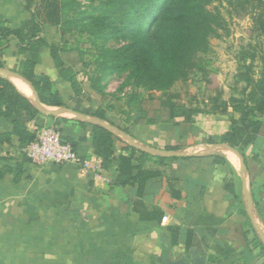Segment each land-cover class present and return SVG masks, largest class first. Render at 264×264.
Returning <instances> with one entry per match:
<instances>
[{
    "label": "crops",
    "instance_id": "crops-1",
    "mask_svg": "<svg viewBox=\"0 0 264 264\" xmlns=\"http://www.w3.org/2000/svg\"><path fill=\"white\" fill-rule=\"evenodd\" d=\"M25 5L0 0L3 25L29 23L34 9ZM41 34L45 46L36 53L21 51L14 39L3 45L0 77L38 114L23 125L0 112V264H193L198 256L206 264H264V106L251 101L255 86L243 102L253 110L251 141L234 148L224 142L241 119L231 107L229 115L197 116L192 126L183 119L139 123L135 113L123 116L115 102H102L83 64L71 63L77 52L64 54L66 65L57 68L51 48L63 46L60 26L43 24ZM29 61L53 82L61 106L37 102L21 75ZM58 110L65 111L44 113ZM49 126L60 129L80 163L27 159L28 136ZM97 127L110 138H98ZM128 157L133 172L121 175ZM91 160L100 168L83 174L82 163Z\"/></svg>",
    "mask_w": 264,
    "mask_h": 264
},
{
    "label": "trees",
    "instance_id": "trees-1",
    "mask_svg": "<svg viewBox=\"0 0 264 264\" xmlns=\"http://www.w3.org/2000/svg\"><path fill=\"white\" fill-rule=\"evenodd\" d=\"M228 1L230 7L239 8L237 15L250 16L252 21L250 41L255 40L243 47L238 56L241 66L238 68L240 72L236 78L239 79V83H245V87L237 93L239 98L232 96L229 100H223L222 91L216 88L214 89L216 94L210 98L209 102H203L202 106H194L192 102L189 104L180 102L175 95L169 93L195 68L204 72L205 60L201 55L209 52L213 38H222L219 34L220 30L229 34V25L226 20L219 12L213 13L209 10L208 7L212 0H107L95 7L91 15L85 12L86 7L77 0H25V10L31 12L34 9L33 18L29 23L11 30L5 27L0 19V69L5 68L2 58L3 45L11 39L18 42L21 51L36 53L45 46L41 36L43 24L60 26L63 31V46L51 48V55L57 68L64 69L66 65L64 54L70 55L77 52L78 60H72L71 63L74 65L82 63L84 69H88L90 64L85 60L84 51L69 47L70 37L87 34L96 48L102 51L103 77L93 78L95 74L93 72L90 78L86 72L87 79L91 81V87L99 96L104 97L103 81L111 75L130 68L128 81L134 79L138 87L142 86L150 91L155 90L166 97L165 114L150 115L141 106L132 108L131 112L137 115L139 123L170 124L177 119H183L184 124L192 126L197 116L229 115L231 107L233 114H240L241 119L233 121L232 133L224 136V142L236 148L240 142L245 144L252 138L248 136V132L253 125L248 118L253 114V110L243 105L249 87L255 86L257 91V95H254L251 101L264 106V52L262 49L264 45V0ZM230 13L232 14V11ZM134 30L147 37L150 44L156 48V52L164 53L165 46L168 43L172 44L173 50L165 66L141 63L128 57L131 46L121 49L104 46L100 49L97 45L106 43L112 35L126 37ZM256 62L259 63L258 66ZM35 67L34 62L23 63L21 75L36 90L42 104L61 106L62 98L59 91L47 77L36 75ZM257 67L259 68L258 74L255 72ZM255 75L258 76L257 80L253 77ZM66 79L78 94L75 79L73 77H66ZM208 89L213 90L212 86ZM130 103L128 102L127 105ZM0 112L5 115L16 114L18 121L23 125L34 120L38 114L17 89L1 77ZM58 130L61 133L60 129ZM96 132L98 138L108 139L111 136L101 127H97ZM34 140L35 134L28 136L27 146ZM64 141L67 143L65 139ZM131 162L132 157L121 160L119 166L121 175L133 172Z\"/></svg>",
    "mask_w": 264,
    "mask_h": 264
},
{
    "label": "rangeland",
    "instance_id": "rangeland-1",
    "mask_svg": "<svg viewBox=\"0 0 264 264\" xmlns=\"http://www.w3.org/2000/svg\"><path fill=\"white\" fill-rule=\"evenodd\" d=\"M77 1L83 4L86 7L85 12L91 15L95 7L107 0ZM228 2V0H212L211 5L208 7L213 13L219 12L221 17L226 20L229 25V34L220 30L219 34L222 35V38H213L210 42L209 52L201 55L202 59L205 60V71L201 72L195 68L184 81L177 83L169 92L184 104L192 102L194 106H202L203 102H209L210 98L215 96L214 89L216 88L222 91L223 100H229L233 95H237L239 98L237 93L242 90L245 83H239V79L235 75L240 72L238 68L241 66L238 62V56H240L243 47H246L251 41L255 42V40L250 41V30L252 28L250 16L237 15L236 12L239 8L230 7ZM230 11H232V14ZM136 31L134 30L126 37L112 35L106 43L97 45L100 49L104 46L111 49L131 46L130 53L127 54L128 57L141 63H151L159 67L165 66L173 50L172 44L168 43L165 46L164 53L156 52V48L150 44L148 38ZM74 36L70 37L71 43H69V46L84 51L85 60L90 64L88 69H85V72L88 73L87 76L102 78L104 73L101 67L102 51L96 48L89 35ZM262 49L264 52V45ZM73 58L78 60L76 54H73ZM256 64L258 66L259 63L256 62ZM256 70H259V68L257 67ZM93 72L95 74L92 76ZM129 73L130 68H127L123 72L111 75L103 81L104 97H102V102H115L119 105L117 109L122 112L123 116H128L129 111L138 106H141L150 115L165 114L164 102L166 97L155 90L150 91L148 88L138 87L134 79L128 81ZM89 83L91 84V81ZM209 86H212L213 90H209ZM128 102L132 103H130L131 106L127 105Z\"/></svg>",
    "mask_w": 264,
    "mask_h": 264
},
{
    "label": "built area",
    "instance_id": "built-area-1",
    "mask_svg": "<svg viewBox=\"0 0 264 264\" xmlns=\"http://www.w3.org/2000/svg\"><path fill=\"white\" fill-rule=\"evenodd\" d=\"M25 155L30 162L36 165L55 164L63 166L72 163H80L79 156L72 147L64 141L62 134L56 127L35 128V140L25 150ZM97 160L82 163V173L100 168ZM163 221H167L164 218Z\"/></svg>",
    "mask_w": 264,
    "mask_h": 264
},
{
    "label": "water",
    "instance_id": "water-1",
    "mask_svg": "<svg viewBox=\"0 0 264 264\" xmlns=\"http://www.w3.org/2000/svg\"><path fill=\"white\" fill-rule=\"evenodd\" d=\"M0 73H5L4 70H0ZM36 94V92H35ZM37 96V94H36ZM37 102H39V99L37 97ZM37 105H39V103H37ZM65 110H58V111H46L44 112L45 114H54V115H57V114H60V113H63ZM165 264H190L185 258H182L180 259L179 261H176V262H173L169 259H166L165 260ZM193 264H206V260L205 258L203 257H195L194 258V261H193Z\"/></svg>",
    "mask_w": 264,
    "mask_h": 264
},
{
    "label": "bare ground",
    "instance_id": "bare-ground-1",
    "mask_svg": "<svg viewBox=\"0 0 264 264\" xmlns=\"http://www.w3.org/2000/svg\"><path fill=\"white\" fill-rule=\"evenodd\" d=\"M24 87V86H23ZM26 87V86H25ZM26 90H28V87H27V89H25V92H26ZM29 94V93H28Z\"/></svg>",
    "mask_w": 264,
    "mask_h": 264
}]
</instances>
